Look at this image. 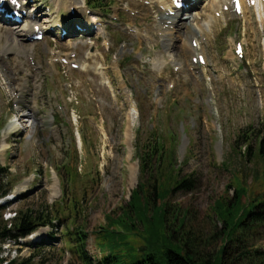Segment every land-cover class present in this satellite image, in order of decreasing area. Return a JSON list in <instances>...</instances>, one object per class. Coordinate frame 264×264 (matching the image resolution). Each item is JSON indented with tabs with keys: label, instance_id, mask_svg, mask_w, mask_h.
<instances>
[{
	"label": "rangeland",
	"instance_id": "1",
	"mask_svg": "<svg viewBox=\"0 0 264 264\" xmlns=\"http://www.w3.org/2000/svg\"><path fill=\"white\" fill-rule=\"evenodd\" d=\"M29 1L40 9L39 20L50 8L68 30L75 24L91 29V16L69 11L91 6L105 30L64 40L49 34L39 43L19 38L18 47L14 27L0 23V169L12 189L11 199L0 203V230L6 233L0 257L82 264L71 245L59 240L68 227L75 233L80 227L89 236L93 264L149 263L150 257L164 262L168 252L183 254V246L200 263L223 264L229 238L222 242L224 227L212 208L226 195L232 173L244 166L233 152L237 137L250 130L264 134V25L251 14V21L230 14L216 18L212 7L226 0L204 2L189 20L182 14L188 27L168 36L155 26L164 7L153 10L145 5L151 0H64L59 12L56 0ZM238 42L245 61L234 56ZM199 54L208 67L193 72L192 58ZM60 56L81 70L61 64ZM158 142L167 153L174 150L179 177L192 183L174 193L167 185L169 194L155 203L158 163L143 173L141 156ZM141 183L139 199L144 206L149 196L152 202L146 217L158 223L155 243L144 218L123 217ZM61 202L63 215L57 213ZM27 211L49 214L54 225L18 239L13 222ZM253 232L242 247L255 245L264 254V224Z\"/></svg>",
	"mask_w": 264,
	"mask_h": 264
},
{
	"label": "trees",
	"instance_id": "2",
	"mask_svg": "<svg viewBox=\"0 0 264 264\" xmlns=\"http://www.w3.org/2000/svg\"><path fill=\"white\" fill-rule=\"evenodd\" d=\"M93 3L92 0L89 1ZM234 154L244 162V166L239 171L232 173V179L227 186L226 195L216 201L212 208L213 213L218 221L223 225L222 242L224 243L229 238L227 245L223 247L221 253L224 254L223 264H264V254L255 248V245L247 247L242 244H247L246 239L248 234L254 233L253 230L258 224H264V134L250 130L242 133L237 137L233 148ZM175 153L172 150L170 153L166 152L165 145L158 142L155 146H148L141 156L143 163V173L153 172L155 169L154 162L157 161V182L159 183L154 187L155 203L161 196L169 194L167 185H171L173 193L188 189L191 186V180L181 179L178 170L175 168ZM231 164L225 162L224 169L230 170ZM247 166H252L253 169H248ZM5 170L0 169V202L3 198L11 193L10 182L5 181L7 178L3 176ZM164 181L163 183H161ZM161 184V185H160ZM145 188V184L141 183L139 187L133 191L131 201L128 205L129 209L124 210L123 217L131 218L135 215L144 218L148 223V229L151 234L152 243L157 241L158 223L155 221V216L146 217L147 209L148 214L150 210L149 202L152 204L150 196L149 201L145 206L139 199V193ZM11 189V190H10ZM234 192V197L230 199V193ZM149 195V192H148ZM154 203V204H155ZM154 206V205H152ZM151 206V209H152ZM4 207L0 206V219L3 217ZM154 209V208H153ZM66 212L64 204L60 203V209L57 212L63 215ZM67 218H69L67 216ZM134 218V217H133ZM51 216L41 214H34L32 211L20 212L16 215L14 220V229L19 233L18 239H24L34 234L42 227L54 225ZM60 219V218H58ZM134 220V219H133ZM119 221H122L119 219ZM185 225V221L183 220ZM108 232V230H105ZM53 235L52 241H55ZM111 235L117 236L116 233ZM62 241H67L72 247L73 255L82 264H93L92 259L87 255V242L89 236L82 228L78 231L72 232L68 227L66 234L60 238ZM6 241V233L0 230V243ZM183 254L168 252L165 256L164 262H159L154 257H150L148 262L150 264H212L213 260L200 263L194 255L186 250L183 246ZM147 262L138 264H149ZM0 264H35L32 259L13 260L7 262L0 257ZM103 264V263H99ZM104 264H115L114 259L106 261Z\"/></svg>",
	"mask_w": 264,
	"mask_h": 264
},
{
	"label": "bare ground",
	"instance_id": "3",
	"mask_svg": "<svg viewBox=\"0 0 264 264\" xmlns=\"http://www.w3.org/2000/svg\"><path fill=\"white\" fill-rule=\"evenodd\" d=\"M152 1H153L152 4L155 5V6L158 3V4H162L163 6L165 5L164 7L166 9L168 7V3L165 2V1H163V0H161V1L160 0H152ZM230 1H232V0H226L224 6H226L228 4V2H230ZM63 4H64V0H56L55 1V4L54 5H56L55 6L56 12H59L61 10V8L63 7ZM59 6H61V8L57 11V9H58ZM219 7H220L219 5H216V7H212V12L215 13V14H217L218 12H220V9L222 7L221 8H219ZM201 8H202V6H201ZM71 10H72V8H71ZM246 13H247V10L244 12V14L246 15ZM189 17L191 18L192 16L190 15ZM1 20H4V18L2 16H0V23L2 22ZM44 23L45 24H49L47 21H44ZM98 23H99V21H92V23L90 24V28H92L93 26H95ZM36 25H38V23H35L33 20H30L29 19L28 20V24H26L25 26H23L21 28L19 27V28L13 29V31L15 32L14 35H16V36H14L15 37L14 39H15L16 42L14 41V44L13 43L12 44L13 45H17L18 47H21V46H19V42H20L19 41V38H21L22 40H24V38H27L28 35H26V33L28 32L27 34H29V35L32 34L33 29H34V27ZM181 25L182 26H185L186 28L188 27L186 25H183V21H182L181 18H179V17L178 18H176V17L172 18V17L166 16L165 14H163V16L160 18L159 24H157L155 26L157 27V29H156L157 32H162V33H164V35H165L166 32H168L166 34L168 36V35H170L169 33H171L172 31H175L176 28L182 27ZM70 29L68 30V32H71L72 34L78 33L76 30H74V29H71L70 30ZM102 30H105V29L103 28ZM202 31H203V28H201V31L200 32H195V33L196 34H202ZM192 36H193V34H192ZM172 41H174V38H172ZM9 43H11V41H9ZM184 48L187 49L186 47H184Z\"/></svg>",
	"mask_w": 264,
	"mask_h": 264
}]
</instances>
